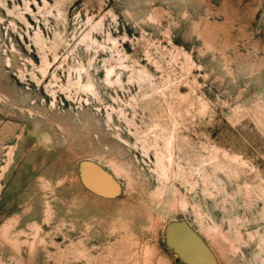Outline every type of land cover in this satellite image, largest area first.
I'll return each instance as SVG.
<instances>
[{
    "label": "rangeland",
    "instance_id": "1",
    "mask_svg": "<svg viewBox=\"0 0 264 264\" xmlns=\"http://www.w3.org/2000/svg\"><path fill=\"white\" fill-rule=\"evenodd\" d=\"M0 264H264V0H0Z\"/></svg>",
    "mask_w": 264,
    "mask_h": 264
}]
</instances>
